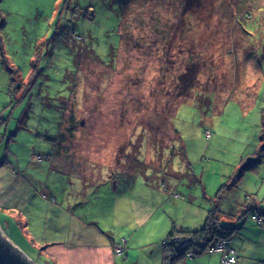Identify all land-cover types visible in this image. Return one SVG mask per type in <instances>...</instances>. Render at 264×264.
Here are the masks:
<instances>
[{"label":"rangeland","instance_id":"374dc122","mask_svg":"<svg viewBox=\"0 0 264 264\" xmlns=\"http://www.w3.org/2000/svg\"><path fill=\"white\" fill-rule=\"evenodd\" d=\"M262 58L264 0H0V114L9 120L0 165L48 187L56 205L97 219L101 243L118 238L120 254L134 234L136 205L182 207L172 218H189L193 229L225 185L221 207H247L249 195L264 207ZM197 67L192 90L211 96V107L186 88ZM179 68L187 72L180 79ZM56 163L84 182L121 186H102L86 202L81 187L77 200ZM30 189L19 191L32 230L28 238L19 232L34 249L48 216L35 211L43 202ZM0 220L17 241L16 221L2 209ZM221 224L232 226L227 217ZM77 235L73 243H84ZM32 254L26 258L38 262Z\"/></svg>","mask_w":264,"mask_h":264},{"label":"crops","instance_id":"0c3cea01","mask_svg":"<svg viewBox=\"0 0 264 264\" xmlns=\"http://www.w3.org/2000/svg\"><path fill=\"white\" fill-rule=\"evenodd\" d=\"M7 84L9 85V82ZM5 116L4 113L0 114V153L2 149L4 150V145L8 147L7 141H4L7 132L4 134L2 130V126L8 124L9 121L6 122ZM1 118L3 121L2 123ZM205 131L209 130L206 129ZM60 145L61 142L59 141L56 145V150H63V145ZM3 154H6L8 157L7 150L1 154V157ZM62 164L63 163L60 165L57 164V170L60 173L59 175L62 176L61 179L66 180L70 185H73V188L76 190L74 192V198L77 200L81 198L77 195V192L82 188H84L83 193L85 196L81 199H84L86 202V195H89L92 192V194L95 195L100 193V188L102 186H106L107 184H111V186L114 185L115 191L121 186L119 180L113 181L112 179H105L104 181L99 182L101 183L99 186V183L93 184L88 181V177L86 178V182H84L85 178H83V181L79 176L69 175L66 170L67 166ZM78 173L79 172H77V174ZM177 175L180 176V174L176 173L172 176ZM159 176L160 175L158 174L156 178H160ZM73 181H76V183ZM77 183H80L79 187L77 186ZM82 183H86L85 186H91L86 190ZM23 186L31 187V192L28 197H31L34 193L36 197L40 198L43 202V207L37 208L35 211H40L39 213L42 214V217L48 216V219L45 220L46 223H43V225L40 226V231H42L46 238L42 237L41 242L35 243L34 249L33 247L31 248L28 245H25L22 242V236L20 235V232H22L25 238H28L26 230L28 228L32 230V225L30 224L31 214L26 215L25 209L21 211L25 199L24 195L22 197L23 193H21L19 189ZM94 186L98 187L93 190ZM42 188L43 184L39 183L28 174L23 172V175L20 176L16 174L15 169L10 168L9 166L0 165V209L6 212L18 224L19 239L15 241L10 234H7L9 230H4V223L0 220L1 233L3 236L5 235L7 237L6 239L11 242L15 248L21 251L25 257H33L32 253L34 252L36 255L38 254L39 261L36 263L32 262L35 264H163L164 244L170 237L171 233L201 229L188 227L193 226L191 221H189V218H186L183 222H181L180 219L175 220L172 218L173 215H177L178 217L181 215V212L183 211L182 207H176L177 213L173 212L169 207V214L166 213V207H145L142 206V204L136 205V207H132L135 211L133 214L135 229L132 231L134 234L130 238L131 240L128 244V249H126L123 254H120L118 250H116V247L118 248L119 246H122V241L119 242L118 238L109 243H101L102 235L100 232V224L97 223V219H88L82 212L77 214L72 212L73 208L78 207L77 205H68V211L66 210L65 205H56L54 203L56 198L53 196L49 188L45 187L41 192H45L48 197H50L49 199H51V201L53 200V202H50L48 198H45L38 192V190ZM159 191L161 190L159 189ZM170 193V190L162 192V196H164L163 201H166L167 198L170 199ZM173 197L175 198L176 196L174 195ZM179 197L181 198V196ZM38 201L40 200L38 199ZM212 208L213 207H210L209 211ZM260 208L264 211V207L260 206ZM87 209L88 207H85V211H87ZM173 209L175 208L173 207ZM209 211L206 219L209 215ZM253 211L254 209L249 212L251 214L243 221V218L240 217L246 212V207H230V212L227 213V218L230 219L231 225L238 228L236 234L231 240V248L238 256V260L235 264H264V222L261 224L253 222L251 220L254 216L252 213ZM65 220L67 222L65 223L63 230L61 228ZM49 223H51L50 229H48ZM75 223H77L76 225L79 223L78 230H75ZM80 225L82 227L84 226L82 231H80ZM232 226L225 228H230ZM75 234L77 236L84 235V243L75 245L76 241L74 243L71 241ZM222 260L221 253H204L193 259H188V262H190L188 264H224Z\"/></svg>","mask_w":264,"mask_h":264},{"label":"trees","instance_id":"16d2710c","mask_svg":"<svg viewBox=\"0 0 264 264\" xmlns=\"http://www.w3.org/2000/svg\"><path fill=\"white\" fill-rule=\"evenodd\" d=\"M260 63L264 66V58L260 60ZM197 65V64H194ZM198 71H194L192 73V76L189 78V81L187 82V90L192 91L195 99V102H201L203 105H207L208 107H211L209 105V101L213 100V98L208 95H205L204 92L197 91V89H193L195 77L197 75L199 76V69L196 68ZM180 70V68H179ZM174 69V75H178L180 79L181 76L185 77L184 75L187 74L185 72L184 74L181 73V70ZM177 71V73H176ZM181 73V75H180ZM211 76V75H210ZM198 78V77H197ZM197 84L199 85V81L197 79ZM191 92V93H192ZM200 94H202V97H200ZM259 148L257 149V151ZM259 162L256 161L254 166L258 164ZM251 163H249L247 166H241L240 169H238V174L235 176L236 182L234 185H238V183L242 180L244 174L254 166L250 167ZM243 167V168H242ZM228 186L225 185L222 187V189L227 188ZM221 189V191H222ZM221 191L218 192L217 198L219 199V203L216 205L214 204V207L209 211V215L206 219V222L203 226V228L199 230H188V231H177L171 233L170 237L165 241L164 244V258H163V264H177L180 261L187 259V254L192 253L194 257L203 255L204 253H207L208 249H210L212 246H214L215 243L226 240L230 242L229 248H231V240L236 234L238 228L236 226H232L230 228H224L222 226V220L227 217V211H230V207H221L222 204V194ZM212 202V199L210 200ZM214 201V200H213ZM247 207L246 212L240 217L243 218L242 221L248 217L251 213H249L251 210L254 209L252 212L254 216L251 218V220L257 224H261L264 222V211L260 208L259 205H257V201L253 198V196H248L246 199ZM256 203V204H255ZM253 204L255 206H253ZM250 208V209H248ZM227 213H226V212ZM232 249V248H231ZM7 251H9L11 254L21 255L19 251L14 249L13 247L9 246L7 247Z\"/></svg>","mask_w":264,"mask_h":264},{"label":"built area","instance_id":"2783aa9c","mask_svg":"<svg viewBox=\"0 0 264 264\" xmlns=\"http://www.w3.org/2000/svg\"><path fill=\"white\" fill-rule=\"evenodd\" d=\"M74 240V236L72 237L71 241ZM121 245V244H120ZM230 242L226 240L219 241L214 244L210 249H208L207 253H221L223 258L224 264H235L238 260V256L236 255L235 251L229 248ZM118 252L122 251L121 246L118 247ZM121 250V251H120ZM188 259L195 258L192 253L187 254Z\"/></svg>","mask_w":264,"mask_h":264},{"label":"water","instance_id":"95a60500","mask_svg":"<svg viewBox=\"0 0 264 264\" xmlns=\"http://www.w3.org/2000/svg\"><path fill=\"white\" fill-rule=\"evenodd\" d=\"M9 246L19 251L3 236L0 230V264H34L29 261L21 251H19L21 255L11 254L7 251V247Z\"/></svg>","mask_w":264,"mask_h":264}]
</instances>
